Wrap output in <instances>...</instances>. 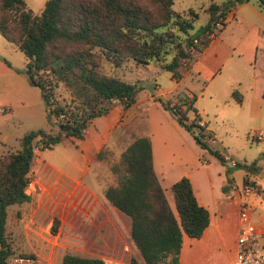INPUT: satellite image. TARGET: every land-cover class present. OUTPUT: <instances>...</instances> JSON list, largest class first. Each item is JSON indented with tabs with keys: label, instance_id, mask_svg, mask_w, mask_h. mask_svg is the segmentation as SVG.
Returning <instances> with one entry per match:
<instances>
[{
	"label": "trees",
	"instance_id": "1",
	"mask_svg": "<svg viewBox=\"0 0 264 264\" xmlns=\"http://www.w3.org/2000/svg\"><path fill=\"white\" fill-rule=\"evenodd\" d=\"M172 1L44 0L40 11L33 12L24 0H0V35L22 52L27 81L38 87L48 120L53 114L58 126L54 133L43 128L23 132L19 146L0 156V264L13 255L5 236L7 206L30 198L24 189L36 142L50 147L62 136L81 138L90 119L106 112L107 103L117 100L126 108L142 88L139 83L99 70L101 62L106 60L117 66L131 58L145 64L171 52L170 59L164 61L162 67L177 81L210 36L224 26L228 12L232 14V7L247 0L219 3L211 0L204 7L206 21L182 41L178 40L172 26L186 33L193 26L197 11L188 7L185 10L188 16L182 15L171 7ZM256 4L264 13V0H256ZM190 47L194 52L192 55ZM256 48L264 52V30L257 34ZM190 55L188 64L182 67L180 59ZM1 60L7 63L5 59ZM259 63L260 59L256 64L264 72ZM59 85L66 90L67 101L59 102L55 97V88ZM261 95L264 97V87ZM231 96L240 102L234 89ZM155 99L169 110L200 148L225 165V172L233 166L243 169L255 166V159L248 163L235 160L231 165L227 164L224 155L209 145L207 138L212 133L206 129V122L191 101L181 109L180 103L169 104L157 96ZM187 109L192 111L189 121ZM100 155L101 147L95 153L97 157ZM109 170L115 179L103 187L102 196L129 217V235L144 264H177L182 233L197 237L208 223V210L197 202L188 177L181 175L170 184L173 211L152 167L148 133H132L117 159L109 164ZM244 183L258 190L246 174L241 185ZM225 188L226 184H223L222 191ZM56 223L53 217L52 233ZM102 262L100 257L70 251H65L60 260V264ZM128 264L140 263L131 255Z\"/></svg>",
	"mask_w": 264,
	"mask_h": 264
},
{
	"label": "rangeland",
	"instance_id": "2",
	"mask_svg": "<svg viewBox=\"0 0 264 264\" xmlns=\"http://www.w3.org/2000/svg\"><path fill=\"white\" fill-rule=\"evenodd\" d=\"M24 1L33 12H39L44 0ZM210 1H172L171 7L180 11L182 15L188 16L185 11L188 7L197 11L193 26L188 28L186 33L172 26V30L178 35V40L182 41L186 35L196 32L198 27L206 21L207 12L204 7ZM212 1L219 3L223 0ZM251 6H257L256 0H248L246 4L239 7L236 17L242 23L234 22V19L230 18L222 31L223 36L228 37L231 29L236 32L242 31L246 22L250 20H255L264 28V19L259 18L250 8ZM260 12L264 15L261 10ZM218 26L219 24H216V27ZM219 31L220 29L217 32ZM191 49L190 47L189 50L192 55L194 52ZM171 55V52L166 53L164 58L152 59L145 64L131 58L125 59L117 66L106 60L101 62L99 70L131 83H139L142 85V91L136 93L134 107L137 111H133L129 107L123 108L113 130L101 146V155L99 157L93 155L90 160L86 159L85 163L89 165L90 170L83 169L85 163L81 157L78 144L72 142L70 137L62 136L58 142L50 147H44L40 142H36L28 173L32 187L29 189L25 187V192L29 191L27 193H29L30 198L21 203H13L7 206L5 236L11 254H30L37 256L41 261L44 246L39 240H45L43 235L49 236L52 233L50 226L53 217L57 220L55 232L84 231L87 237L96 238L98 242H101V236H106L107 231H121L124 234L129 231V217L120 210L112 208L106 200L103 202L106 210L103 211L99 203L96 202L89 214L83 218H78L77 223L71 224V211L81 204L77 203V200L74 201V204L71 203L75 192L71 193L70 189L71 184L75 182L73 177H78L80 183H95L101 195L103 187L114 182L115 178L109 170V164L117 159L119 152L130 140L132 133H146L145 113L147 112L146 109L150 107V101L140 99L147 93L160 94L161 97L167 98L164 100L169 101L177 95L183 86L186 87L198 96L193 105L202 110L200 116L206 122L207 129L212 133V136L207 139L209 145L219 148L230 157L238 158L241 161L243 158L246 160L256 158L259 167L264 170V116L259 120L246 121L245 115L243 116L239 110L240 107L234 104L222 106L224 109L217 110L213 98H208L204 94L200 95L198 92L204 82L196 81L194 78H190L188 74L184 75L178 83L172 79L170 72L162 67V63L168 61ZM191 55L180 59L182 67L188 64ZM263 56L264 52L259 58V64L262 67H264ZM1 58L7 61L8 67L6 70L0 69V156L19 146V137L25 131L43 128L54 133L58 130L56 117L53 114H50V121L48 120L45 104L40 97L38 87L27 81L23 72L25 58L22 52L0 35ZM248 69V65L243 67L226 65L222 74L215 77L210 82L209 87L215 85L219 90L217 95L221 96L223 89L229 87L234 78L243 82ZM54 94L59 102L68 100V94L61 85L55 88ZM174 104H178L177 101ZM185 106L183 105V108L180 106V108L184 109ZM127 110L131 112H127ZM185 113L187 121H189L192 116L191 109H187ZM227 117L232 120L228 121ZM258 130L261 132V137L257 139L253 137V134ZM181 136L176 135V144L182 147L187 154L193 156L196 150L191 145L192 142ZM205 154L213 159L212 161L209 159L211 168H216L219 162L207 151ZM91 169H94L95 172L92 173ZM82 170L84 171L82 172ZM231 171L238 187H241V175L244 172L254 173L253 169L246 170L238 166L231 167ZM252 197L253 200L257 199L256 194H253ZM62 213L66 215L63 220L59 216ZM125 235L127 237V234ZM133 245L135 246L134 243ZM137 255L139 261L142 262L139 252ZM142 263L144 264V262Z\"/></svg>",
	"mask_w": 264,
	"mask_h": 264
},
{
	"label": "crops",
	"instance_id": "3",
	"mask_svg": "<svg viewBox=\"0 0 264 264\" xmlns=\"http://www.w3.org/2000/svg\"><path fill=\"white\" fill-rule=\"evenodd\" d=\"M247 2L248 0L232 7V14L228 12L224 26L219 32L210 36L189 67L183 69L181 77L174 81L178 83L187 74L196 81L201 80L204 83L198 90L199 94L213 98L217 110L224 109L222 106L234 104L240 107L239 110L243 113V116L245 115L246 121H254L264 116V97L261 95L264 87V72L256 64L263 53L261 49L256 48L257 34L264 28L255 20H250L246 22V26L242 31L236 32L231 29L228 37L222 35V31L227 26L226 24L230 18L234 19V22L242 23V21L237 20L236 13L239 7ZM250 8L259 18L264 19V15L257 6H251ZM226 65H233L234 67L248 65L249 69L243 82L238 78H234L233 83L224 88L223 95L219 96L217 95L219 90L216 86L209 87V84L215 77L222 74ZM7 67V63L0 59V69L6 70ZM233 89L239 95L240 102H236L231 96V90ZM140 91H142V88L137 92ZM156 96L163 101L167 99L161 97L160 94L147 93L140 100L150 101V107L146 109L147 112L145 113L147 124L145 131L150 137L152 167L163 189L165 198L174 210L169 187L174 180L181 175H185L191 183L197 202L208 210V223L199 236L193 237L182 233L177 264H232L236 250L235 238L239 227L240 187L234 181L233 172H225V165L221 164L215 157L219 163L216 168H211L210 160L213 159L206 156L205 150L200 148L190 133L176 122L169 110L165 109L155 99ZM197 97L183 86L177 92V95L173 96L168 102L172 104L177 101L183 108V105L190 103V101L194 106L193 102ZM184 101L187 102L184 103ZM135 103L136 94L134 101L127 108L137 111L134 107ZM194 107L199 114L202 112L200 108ZM122 111V105L117 100H112L105 113L90 119L83 129L81 138L71 137L72 142L78 144L84 163L86 159L90 160L102 146L113 130ZM226 119L228 121L232 120L230 117ZM176 135H182V138L192 142L191 145L196 150L193 156L187 154L182 147L176 144ZM217 149L224 155L228 165H231L235 160L241 161L238 158L230 157L219 148ZM253 159H255V166L250 169H253L254 173L244 172L241 175L240 183H242V177L246 174L258 186L256 192L248 195L253 204L250 219L259 229L263 230L264 170L259 167L256 158L250 160L243 158L242 161L248 163ZM83 169L90 170L89 165L85 163ZM91 171L92 173L95 172L94 169H91ZM73 178L75 182L71 184L70 192L75 193L71 203L74 204V201L77 200V203L81 206H76L71 211V224L77 223L78 218H83L86 214H89L92 208L95 207L96 202L99 203L103 211L106 210L103 206L105 199L99 193V188L96 187L95 183H80L78 177ZM223 184H226L224 191L221 189ZM253 194L257 195V199L253 200ZM110 206L118 210L114 206ZM108 208L110 207L108 206ZM59 216L63 220L66 215L62 213ZM125 234H127V237ZM125 234L121 231H107L106 236L100 237L101 242H98L96 238L87 237L84 231H56L50 233L49 236L43 235L45 240H39L41 245L44 246L41 254L42 260L39 264H60L61 256L65 251L82 256L100 257L103 261L102 264H128L131 255L139 261L138 251L135 248L136 246L133 245L129 231H126ZM142 262L139 261L140 264H143Z\"/></svg>",
	"mask_w": 264,
	"mask_h": 264
},
{
	"label": "built area",
	"instance_id": "4",
	"mask_svg": "<svg viewBox=\"0 0 264 264\" xmlns=\"http://www.w3.org/2000/svg\"><path fill=\"white\" fill-rule=\"evenodd\" d=\"M253 136L259 138L260 131L254 132ZM25 187L26 189L32 187V182L28 180ZM254 192H256L255 188L248 183H244L240 187L239 227L235 238L236 250L232 264H264V229H259L250 219L253 206L248 195ZM39 263L40 259L37 256L14 254L7 256L3 264Z\"/></svg>",
	"mask_w": 264,
	"mask_h": 264
}]
</instances>
